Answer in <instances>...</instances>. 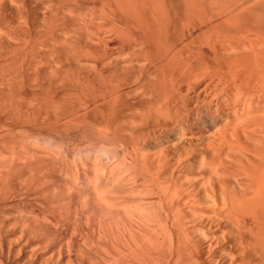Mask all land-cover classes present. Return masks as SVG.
<instances>
[{
	"label": "bare ground",
	"instance_id": "6f19581e",
	"mask_svg": "<svg viewBox=\"0 0 264 264\" xmlns=\"http://www.w3.org/2000/svg\"><path fill=\"white\" fill-rule=\"evenodd\" d=\"M0 264H264V0H0Z\"/></svg>",
	"mask_w": 264,
	"mask_h": 264
},
{
	"label": "rangeland",
	"instance_id": "374dc122",
	"mask_svg": "<svg viewBox=\"0 0 264 264\" xmlns=\"http://www.w3.org/2000/svg\"><path fill=\"white\" fill-rule=\"evenodd\" d=\"M89 155H92V154H89ZM84 156H88V155H84ZM81 157V156H80ZM82 158V157H81ZM87 169V168H86ZM88 170V169H87Z\"/></svg>",
	"mask_w": 264,
	"mask_h": 264
}]
</instances>
